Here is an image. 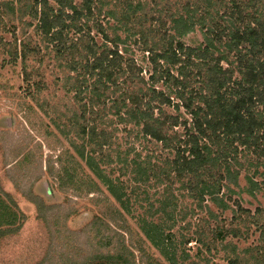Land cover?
Here are the masks:
<instances>
[{
    "label": "trees",
    "instance_id": "1",
    "mask_svg": "<svg viewBox=\"0 0 264 264\" xmlns=\"http://www.w3.org/2000/svg\"><path fill=\"white\" fill-rule=\"evenodd\" d=\"M8 30L12 41L0 36V47L21 65L31 95L41 84L29 55L51 62L61 96L77 105L63 111L73 132H60L119 212L134 216L160 256L151 264H205L200 251L185 247L200 237L179 241L164 218L175 217V205L167 204L179 196L171 182L198 207L214 203L226 210L236 188L264 195V0H0V32ZM195 32L200 39L187 42ZM113 118L114 128L134 132L140 150L112 148L111 155ZM127 178L161 187V204H153L158 195L144 197L146 208L134 215ZM0 203V233L12 232L18 214L1 197ZM261 213L242 209L262 247L240 255L233 250L234 256L225 245L231 264H264ZM221 228L220 244L228 235L239 237L237 228ZM132 258L123 245L95 252L83 264H134Z\"/></svg>",
    "mask_w": 264,
    "mask_h": 264
},
{
    "label": "rangeland",
    "instance_id": "2",
    "mask_svg": "<svg viewBox=\"0 0 264 264\" xmlns=\"http://www.w3.org/2000/svg\"><path fill=\"white\" fill-rule=\"evenodd\" d=\"M193 34L185 37L187 42L189 37L200 39L198 32ZM0 36L11 42L12 30L0 32ZM31 41L33 44L38 39L34 37ZM9 45L6 50L12 49ZM137 55L141 54L137 52ZM29 56L28 62L39 70L37 80L41 91L35 95L24 90L21 65L11 63L10 53L0 47V197L18 214L13 231L0 233V264H83L95 252L115 251L123 245L132 252L134 264L159 260L158 252L143 237L134 216L119 212L105 186L87 169L60 132L63 129L73 132L64 112L76 109L77 105L61 96L63 91L55 86L57 74L51 62H39L38 54ZM51 104H56V111ZM62 122H66L65 127L57 126ZM112 122L111 155L114 157L115 150L129 146L140 150L138 142L133 144L134 132L124 131L120 124L114 128L116 120ZM116 175L117 170L111 176ZM119 177L123 180L125 176ZM125 181L129 185L126 192L137 210L134 215L146 208L144 197L156 201L152 194L158 195V202L153 204H161L159 199L164 196L157 184L146 186L128 178ZM239 185L245 186L242 177ZM171 186L179 196L176 203H167L168 209L175 205L174 221L164 216L167 225H172L179 241L200 237V243L191 242L185 247L191 254L200 251L205 264H231L225 258L231 255L225 245L234 256L233 250L240 255L247 247L253 252L261 249L260 232L242 214V209L254 213L259 208L263 219V194L257 192L251 196L236 188L238 192L232 194L230 208L220 210L214 203H201L198 207L182 191L179 194V184L171 182ZM208 208L213 211V218H209ZM220 226L223 232L237 228L239 237L228 235L220 244L216 234ZM261 254L264 257V250ZM236 264H245V260L239 259Z\"/></svg>",
    "mask_w": 264,
    "mask_h": 264
}]
</instances>
